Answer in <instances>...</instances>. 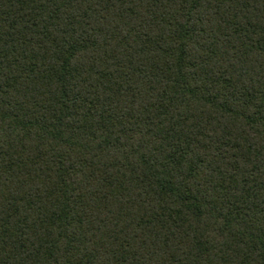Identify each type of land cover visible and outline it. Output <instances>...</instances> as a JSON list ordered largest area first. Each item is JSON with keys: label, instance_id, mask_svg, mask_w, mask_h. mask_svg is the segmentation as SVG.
<instances>
[{"label": "trees", "instance_id": "1", "mask_svg": "<svg viewBox=\"0 0 264 264\" xmlns=\"http://www.w3.org/2000/svg\"><path fill=\"white\" fill-rule=\"evenodd\" d=\"M0 264H264V0H0Z\"/></svg>", "mask_w": 264, "mask_h": 264}]
</instances>
